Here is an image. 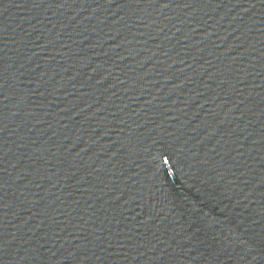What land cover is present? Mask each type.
I'll return each instance as SVG.
<instances>
[{
    "label": "water",
    "instance_id": "95a60500",
    "mask_svg": "<svg viewBox=\"0 0 264 264\" xmlns=\"http://www.w3.org/2000/svg\"><path fill=\"white\" fill-rule=\"evenodd\" d=\"M0 264H264V0H0Z\"/></svg>",
    "mask_w": 264,
    "mask_h": 264
}]
</instances>
